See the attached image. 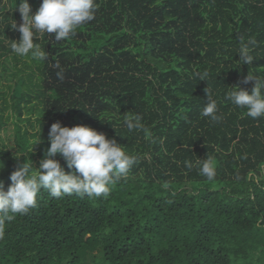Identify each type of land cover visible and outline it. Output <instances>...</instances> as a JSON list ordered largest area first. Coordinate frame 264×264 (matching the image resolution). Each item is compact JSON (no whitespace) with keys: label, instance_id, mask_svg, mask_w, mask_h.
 Returning a JSON list of instances; mask_svg holds the SVG:
<instances>
[{"label":"trees","instance_id":"16d2710c","mask_svg":"<svg viewBox=\"0 0 264 264\" xmlns=\"http://www.w3.org/2000/svg\"><path fill=\"white\" fill-rule=\"evenodd\" d=\"M41 2L29 0L33 12ZM95 2L74 36L34 38L47 55L35 60L11 49L19 0H0V130L14 125V144L0 134V183L21 161L38 171L56 121L115 138L137 162L107 197L42 189L5 223L0 264H264V116L226 99L237 84L251 91L249 72L264 77V0ZM241 38L255 40L251 65ZM206 87L218 122L201 116ZM136 114L144 127L129 131ZM207 158L212 180L199 170Z\"/></svg>","mask_w":264,"mask_h":264},{"label":"clouds","instance_id":"9594fccd","mask_svg":"<svg viewBox=\"0 0 264 264\" xmlns=\"http://www.w3.org/2000/svg\"><path fill=\"white\" fill-rule=\"evenodd\" d=\"M17 8L22 23L18 25L15 20L11 27L21 33V38L13 40L11 49L17 56H30L35 60L47 59L45 50L36 42L40 39L39 34H54L56 41L70 38L79 26L92 21L97 11L95 0H42L35 12L29 0H19ZM254 45L255 40L245 43L241 38L238 52L241 64H252L255 57L250 53ZM197 76L199 80H207L208 72H198ZM241 83H252L251 91L237 84L231 86L226 99L246 109L247 115L253 119L264 116V77L249 72ZM205 93L207 103L201 116L218 122L222 117L217 114V101L209 87H206ZM141 121L139 114L130 115L124 124L129 131H133L144 127ZM48 139L50 147L40 161L38 171H32V163L21 161L10 175L12 183L7 190L0 183V236L6 222L12 221L17 214L26 215L36 207L37 196L42 189L57 199L72 194L89 198L107 197L110 186L125 176L138 159L128 154L115 138H108L105 133L88 125L69 127L56 121L50 127ZM57 156L64 158L71 171L64 169ZM185 163L187 168L193 167L192 162ZM199 170L208 180L214 179V160L204 159Z\"/></svg>","mask_w":264,"mask_h":264},{"label":"rangeland","instance_id":"374dc122","mask_svg":"<svg viewBox=\"0 0 264 264\" xmlns=\"http://www.w3.org/2000/svg\"><path fill=\"white\" fill-rule=\"evenodd\" d=\"M13 129L14 125L9 122L5 128H2L0 130L1 136L5 139V141L9 144L12 145L14 144V138H13Z\"/></svg>","mask_w":264,"mask_h":264}]
</instances>
